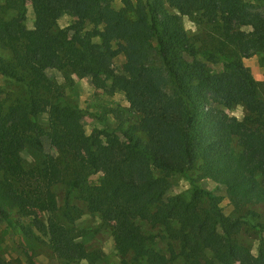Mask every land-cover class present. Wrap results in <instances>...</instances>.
<instances>
[{"label":"trees","instance_id":"16d2710c","mask_svg":"<svg viewBox=\"0 0 264 264\" xmlns=\"http://www.w3.org/2000/svg\"><path fill=\"white\" fill-rule=\"evenodd\" d=\"M113 2L0 5V51L7 53L0 55V74L24 90L8 104L0 99V217L10 222L5 207H14L30 221L26 233L34 235V228L47 236L60 264H95L100 254L88 251L74 227L57 218L55 186L62 183V215L70 222L79 216L67 200L77 191L86 209L110 227L128 264H173L178 256L188 264H264V244L254 254L237 241L239 212L264 203V96L242 60L264 50V13L251 0H121L120 8ZM26 5L32 27L26 25ZM9 9L14 14L4 17ZM64 14L74 20L62 28ZM185 15L204 25L199 45L184 29ZM119 53L125 55L123 73L112 68ZM209 62L220 69L212 70ZM55 70L90 77L101 88L109 78L138 113L137 121L129 123L114 109L116 128L103 125L86 133L83 110L64 97ZM238 104L245 109L241 119L225 111ZM40 113L48 114L49 131L36 121ZM45 134L57 154L44 152L38 164L25 167L22 149L42 151ZM96 172L101 177L92 183ZM172 173L191 181L188 199L167 194ZM201 178L225 187L236 217L196 184ZM138 219L166 235L143 230ZM158 237L175 240L178 251L156 250Z\"/></svg>","mask_w":264,"mask_h":264},{"label":"rangeland","instance_id":"374dc122","mask_svg":"<svg viewBox=\"0 0 264 264\" xmlns=\"http://www.w3.org/2000/svg\"><path fill=\"white\" fill-rule=\"evenodd\" d=\"M136 0H132L135 3ZM5 0H0V5ZM252 5L256 10L264 13V0H251ZM113 6L116 8L122 7L121 0H114ZM26 25L32 27L33 13L31 7L26 5ZM14 14L12 9H9L4 17H11ZM74 18L68 14L62 15L58 20L60 27H65ZM182 23L187 34L197 39L203 37L206 33L204 25L197 23L190 16H183ZM246 28V27H245ZM243 28V29H245ZM199 40L195 42L199 45ZM203 43V42H201ZM202 50H206L201 47ZM6 52L0 51V55L6 56ZM201 57V56H198ZM243 63L247 66L254 79L261 82V93L264 96V50L258 51L249 57L242 58ZM125 62V55L119 53L112 60V68L115 72L123 73V64ZM211 69L216 71L220 69V64L217 62H209ZM52 75L56 78L57 82L62 87L64 97L76 103L79 108L83 110L81 119L82 126L86 133H90L93 129L107 128L114 129L118 126L119 120L114 117L110 111L114 110L123 114L124 119L129 123L137 121L138 113H134L130 108L129 102L124 96V93L119 89H112L111 80H105L106 86L104 88L96 86L90 77H78L69 71H52ZM23 86L13 81L10 78L4 77L0 74V99L5 104L10 103L13 99L22 96ZM229 116H234L241 119L245 113L242 105L238 104L230 109L225 108ZM36 121L49 131V117L47 113H40L35 117ZM43 150L38 151L30 145H26L21 152L23 164L25 167H31L40 162L44 152H52L57 154L54 145L51 143L48 135H43L42 138ZM233 144L236 150H239L237 145V138L234 137ZM192 177H196L197 171L189 173ZM3 172L0 169V178ZM101 174L96 172L91 177V182L96 183ZM170 186L167 194L179 195L188 199L192 192V183L184 175L180 173H172L168 176ZM196 184L204 191H208L219 197V206L222 211L231 217H236L238 214L235 212L229 198L227 197L225 187L219 183L212 181L209 178H201L196 181ZM55 191L58 198V211L57 218L61 219L68 227H74L73 232L79 233V240L83 242L88 251H96L100 257L96 260L95 264H128V255H121L115 248L113 238L111 235L110 227L103 222L97 213H90L86 209L85 203L77 196V191H72L67 198L68 202L74 206V209L80 214L73 222H70L62 215L64 204L66 201L67 187L64 184L55 186ZM208 197L206 194L202 197V204L206 205ZM9 212L10 222L0 217V260L9 262L10 264H60L57 256L46 244L47 236L42 232L34 230V235H29L24 231L30 226L28 218L21 216L17 213L14 207H5ZM251 209L254 214H246V209ZM241 227L237 233V241L245 246L252 253H256L259 246L264 244V203H253L244 210L239 212ZM137 223L145 231L152 233H159V235H166L160 226H153L151 223L144 220H137ZM161 237V236H160ZM158 237L153 247L169 255L171 250L178 251V243L170 238ZM71 264H91L89 261L82 260ZM173 264H188L181 256H178Z\"/></svg>","mask_w":264,"mask_h":264}]
</instances>
